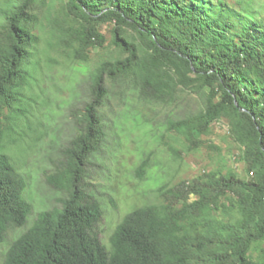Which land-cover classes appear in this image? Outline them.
Masks as SVG:
<instances>
[{"label":"trees","instance_id":"1","mask_svg":"<svg viewBox=\"0 0 264 264\" xmlns=\"http://www.w3.org/2000/svg\"><path fill=\"white\" fill-rule=\"evenodd\" d=\"M37 1L15 0L1 16L0 244L9 227L24 226L32 213L25 180L5 153L4 138L14 132L13 120L26 113L21 91L37 41L29 29L37 19L30 14ZM67 10L75 22H113L112 44L125 56L102 62L89 75L90 100L80 117L84 132L66 149L65 169L47 179L69 190V197L59 208L40 212L0 256V264H264V254L257 262L248 257L250 247L264 240V21L247 8L228 10L221 0L212 7L205 0H68ZM132 33L142 43L129 38ZM70 37L81 51L105 43L95 28L82 24ZM178 71L192 76V84L209 87L214 99L168 128L195 148L214 121L228 119L252 178L240 180L233 171L208 173L193 183L163 188V204L130 211L103 242L92 233L100 207L85 198L78 183L94 150L105 79L131 76L143 96L166 101L175 92ZM4 110L11 113L9 125L3 123ZM146 167L142 162L139 172ZM228 194L240 217L225 223L212 216L211 208ZM191 196L195 199L185 208L167 212Z\"/></svg>","mask_w":264,"mask_h":264},{"label":"rangeland","instance_id":"2","mask_svg":"<svg viewBox=\"0 0 264 264\" xmlns=\"http://www.w3.org/2000/svg\"><path fill=\"white\" fill-rule=\"evenodd\" d=\"M15 0H0L2 14ZM235 13L247 8L257 19L264 21V0H221ZM218 0H205L215 6ZM68 0H38L30 9L36 21L30 33L37 38L31 50L27 69L29 79L22 86L26 113L18 115L16 127L4 138L8 154L26 188L25 199L32 213L22 227H9L0 244V256L11 243L25 232L37 215L44 210L59 208L70 193L47 182L48 177L59 175L67 161L66 149L83 134L81 121L84 106L90 100L89 75L102 62L122 59L125 55L113 44V22L73 21L67 10ZM83 26L95 28L104 38L103 47L80 50L71 35V29ZM142 43L137 34L128 35ZM132 39V38H131ZM82 53L86 59H82ZM181 71L177 72V85L171 99L156 101L143 96L137 80L131 76L105 79L107 96L98 108L100 118L94 150L84 161L78 188L89 201H96L100 217L92 233L107 242L115 226L130 211L160 205L163 188L180 183H193L208 173L225 174L233 171L243 181L252 175L242 159V147L234 140L229 120L219 118L199 135L197 147H192L171 123L188 120L205 107L214 96L207 86L192 84ZM4 125L12 123L11 113H2ZM186 126L193 130L190 122ZM16 140V141H15ZM147 167L141 173L142 162ZM195 197L179 201L167 208L169 214L185 208ZM212 216L225 223L240 215L232 196L218 197L211 208ZM264 240L253 244L248 252L251 261L261 260Z\"/></svg>","mask_w":264,"mask_h":264}]
</instances>
